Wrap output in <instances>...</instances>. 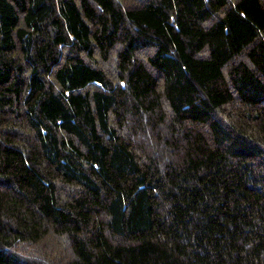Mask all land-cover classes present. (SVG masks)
<instances>
[{
	"label": "trees",
	"instance_id": "obj_1",
	"mask_svg": "<svg viewBox=\"0 0 264 264\" xmlns=\"http://www.w3.org/2000/svg\"><path fill=\"white\" fill-rule=\"evenodd\" d=\"M0 264H264V0H0Z\"/></svg>",
	"mask_w": 264,
	"mask_h": 264
}]
</instances>
